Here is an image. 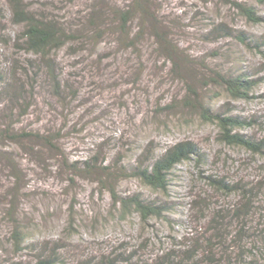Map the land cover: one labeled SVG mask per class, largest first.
I'll use <instances>...</instances> for the list:
<instances>
[{
    "label": "trees",
    "instance_id": "trees-1",
    "mask_svg": "<svg viewBox=\"0 0 264 264\" xmlns=\"http://www.w3.org/2000/svg\"><path fill=\"white\" fill-rule=\"evenodd\" d=\"M5 1L8 12L0 6V46H3L0 47V168L7 165L18 169L20 174L17 158L23 157L21 154L28 150L30 154L25 153L28 160L46 169L50 159L59 160L60 168L72 184L76 178L98 182L103 188H108L112 199L120 207L119 211L125 215L137 212L143 221L148 222L154 217L167 218L171 210L168 203L141 191L124 195L117 189V180L133 177L166 194L173 183L174 169L181 163L193 162L201 183L191 200V207L194 205L202 211L199 222L181 239L172 235L166 244L161 241V250L145 255L141 264H264V180L244 172L229 175V172L211 170V173H206L203 167L210 161L209 154L195 141L180 140L155 153L153 140L146 145L136 144L125 149L126 143L116 146L111 138L112 143L104 140L95 142L92 151L80 159L66 154L63 139L67 129L71 127L73 134L78 123L68 122L74 111L81 110L83 102L79 85L64 74L65 67L60 65L62 62L58 58L59 51L68 49L70 54L75 55L88 42L93 45L91 50L97 53L102 40L108 39V43L116 45L117 51L124 52L132 47L138 53L140 45L144 46L140 40L143 42L145 35L150 33L155 38V51L163 55L170 66L172 63L177 73L182 57L177 44L168 39V29L161 14L152 10L155 0H122L123 6L110 10L99 7L100 0L89 1L87 10L64 9L65 2L60 3L61 0ZM222 1L246 23H264V13L259 9V6H264V0ZM137 12L146 15L148 27L144 22L141 25L134 23ZM9 25L16 26L15 30L8 29ZM209 25L204 38L234 41L237 62L228 63L231 58L226 59V55L220 52L213 53L215 58H219L214 67L189 61L191 68L198 64L203 69L198 76L208 89V99L205 100L192 84H187L182 101L189 107V112H197L202 120L215 126L219 143L236 146L264 159V136L255 133V129L264 126V115L254 111L243 115L229 102L217 105L213 100L221 96L219 91L247 102L264 99L261 92L264 78L259 67L264 66V62L245 67L240 63V47L252 56L264 59V33H251L223 21H214ZM146 28L150 29L149 33ZM108 32H119L120 36L108 37ZM94 36L96 39H93ZM106 55L100 54L99 59ZM74 61L72 65L80 66V74L92 65L83 57L74 58ZM179 77L184 79V76ZM109 85L113 87L110 82ZM42 93L46 96L42 97L47 98L44 100L47 108L39 102ZM159 107L154 111L169 110L171 103ZM39 111L41 116H37L38 121H28ZM108 144L116 148L113 153L110 149L107 155ZM21 145L26 146L19 149ZM124 151H138L135 162H123L130 156L129 153L125 156ZM218 159L219 156L215 162L212 160L210 169L217 167L215 163L219 162ZM225 165L223 161L222 169L228 170ZM214 191L220 197L213 203L210 194ZM14 211L15 203L5 214L12 225L9 237L13 256L1 250L0 264H68V258L61 251L66 247L64 243L49 239L32 241L24 233ZM24 250H28L30 256L23 257ZM132 251L122 254L111 249L99 259L90 256L74 264L131 263L134 258L141 257L137 249Z\"/></svg>",
    "mask_w": 264,
    "mask_h": 264
},
{
    "label": "rangeland",
    "instance_id": "rangeland-1",
    "mask_svg": "<svg viewBox=\"0 0 264 264\" xmlns=\"http://www.w3.org/2000/svg\"><path fill=\"white\" fill-rule=\"evenodd\" d=\"M89 1L61 0L60 3L65 2L64 9L87 10ZM100 2L99 7L106 10L123 6L122 0ZM0 6L8 12L5 0H0ZM259 9L264 13V6H259ZM152 10L161 14L168 29V39L178 46L182 60L177 73L173 70V64L170 66L165 57L155 51V38L149 33V28L145 30L149 34L145 35L143 42L140 40L144 46L140 45L138 53L132 47L124 52L117 51L116 45L112 41L108 43V39L102 40L97 53L91 50L93 45L88 42L75 55L70 54L68 49L59 51L58 58L62 62L60 65L65 67L64 74L79 85L83 102L81 110L74 111L68 122L72 120L78 123L74 133L69 127L63 139L66 154L70 158L80 159L92 151L95 142L104 140L112 143L111 138L116 146L126 143L125 149L136 144L146 145L153 140L155 153L174 142L193 140L209 154L210 161L203 167L206 173H211V170L229 172V175L244 172L250 177L256 175L255 178L264 180V159L254 157L236 146L219 143L215 126L202 120L197 112H189V107L182 101L187 84H192L205 100L208 99V89L198 76L203 69L198 64L191 68L189 61L214 67L219 63V58H215L213 53L220 52L226 55V59L231 58L228 63L237 62L234 41L228 38L214 41L204 38L210 23L223 21L258 34L264 33V23H246L222 0H155ZM142 22L148 27L146 15L137 12L134 23L141 25ZM15 27L9 25L8 29L14 31ZM116 35L118 38L120 33L108 32V37L114 38ZM240 52L243 67L264 62V59L252 56L242 47ZM100 54L107 55L99 59ZM80 57L92 64L81 74L80 66L72 65L75 64L74 58ZM259 67L262 68L260 75L264 78V66ZM261 92L264 93V85H261ZM219 93L221 96L213 98L217 105L229 102L243 115L253 111L264 115V99L247 102L233 99L225 91ZM42 96L45 95L42 93L39 96V102L47 108L44 102L47 98ZM166 103H171V109L154 111V108ZM40 113L31 115L28 121H38ZM259 128L255 129V133L264 136V126ZM108 145L107 155L110 149L113 153L116 148ZM137 152H122L125 156L130 154L122 161L135 162ZM25 153L30 154L28 150L21 154L23 157L17 158L20 174L18 169H11L5 164L0 168V251L4 250L5 254L7 251L9 256H13L9 237L12 225L5 214L13 203L26 236L32 241L49 239L64 243L66 247L61 251L68 258V264H74L79 259L87 260L90 256L99 259L111 249L122 254L137 249L141 257L123 264H141L145 255L161 250L159 244H166L172 235L181 239L199 222L202 211L194 205L191 207V200L201 183L193 162L181 163L174 169L173 183L166 194L142 184L136 178L119 177L116 186L122 194L141 191L168 203L171 210L167 218L154 217L145 222L137 212L125 215L119 211L120 207L112 199L108 188H103L98 182L76 178L72 184L60 168L59 160L50 159L49 163L46 162V169L35 161H29ZM218 156L217 167L210 169L212 160L215 162ZM223 161L228 170L222 169ZM213 193L210 194L212 202L220 197L215 191ZM180 220L184 223H180ZM27 251L24 250L23 257L30 256Z\"/></svg>",
    "mask_w": 264,
    "mask_h": 264
}]
</instances>
